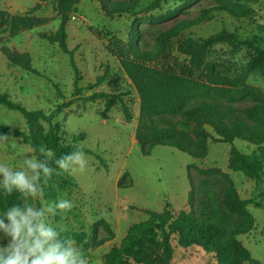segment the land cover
Returning a JSON list of instances; mask_svg holds the SVG:
<instances>
[{
    "label": "rangeland",
    "instance_id": "1",
    "mask_svg": "<svg viewBox=\"0 0 264 264\" xmlns=\"http://www.w3.org/2000/svg\"><path fill=\"white\" fill-rule=\"evenodd\" d=\"M154 1L156 0H141L130 14L108 18L98 3L81 0L77 13L67 25V45L73 52L81 78L78 98H74V75L69 57L57 46H52L39 37L41 32H55L58 29L59 17L53 11L52 1L43 4L34 13L38 17L54 19L52 22L23 31L13 38L8 34L0 35V92L9 94L29 110H43L46 113H50L62 102L76 99L56 118L55 124L59 126L67 142H74L80 148L92 152L85 153L88 160L86 170L68 173L72 178V185L57 190V198L71 200L74 207L71 211L58 214L54 217V222L64 230L63 235L78 232L88 235L83 249L90 264H104L105 255L113 246L120 244L128 229L133 224L148 219L146 211L161 212L166 205H170L175 214L180 210H191L197 220L221 226L223 234L220 240L227 244L232 232L239 229L243 221L230 214L223 205L227 187L225 180L219 175L204 176L200 173V169L216 168L227 173L240 198L250 202L247 209L254 219V230L238 237L255 260V263L246 264H264V180L256 183L242 173L228 169L230 144L209 140L207 156L198 159L169 146H157L149 156H144L135 140L140 120V98L115 53L126 47L133 27H137L140 32L137 45L142 47L144 43L147 48H151L154 36L169 29L177 20L194 18L202 8L216 5L215 0H196L192 4L189 0H161L159 9L146 11ZM38 3L40 0H0V11L22 15ZM253 8V21L237 20L225 13H215L210 21L201 23L176 39L171 44L168 55L156 64L163 67L185 65L187 58L176 49L183 38L199 39L222 29L264 35V0H257ZM174 9H180L175 18L160 20ZM3 47L30 54L33 68L43 77L12 65ZM212 56L211 61L216 64V68L229 62L234 63L238 69L247 61L244 50L232 54L225 45L216 46ZM107 68L109 74L104 84L94 87L96 78L102 76ZM203 75L214 86H227L232 76L228 74L213 79L208 69L203 70ZM249 83L264 90V80L258 76L252 77ZM56 84L63 94L62 98L54 88ZM96 92L121 95L122 103L116 98L93 102L83 100ZM200 102L218 103L227 113L228 121L243 116V111L252 105L250 101L229 104L222 98L208 94L191 99L187 108ZM123 106L130 110L133 116L131 122L125 120ZM158 122L163 128H172L186 135L182 148L193 152L201 151L199 141L193 134V123L182 116H160ZM0 124L21 129L26 127L25 120L18 112L9 111L2 106ZM233 146L245 155L259 154L257 146L239 139L234 141ZM262 149L264 151V144ZM30 156H34L31 147L18 139L0 142V162L13 169H19L22 161ZM191 183L194 189L192 208L188 205ZM128 184H132V187H123ZM41 200L52 202L42 196L33 203L40 204ZM99 221L108 224L114 239L99 248H93L92 229ZM107 234L100 224L97 237ZM8 242L9 238L0 232V246H7ZM173 264L217 263L211 254L176 248Z\"/></svg>",
    "mask_w": 264,
    "mask_h": 264
},
{
    "label": "trees",
    "instance_id": "2",
    "mask_svg": "<svg viewBox=\"0 0 264 264\" xmlns=\"http://www.w3.org/2000/svg\"><path fill=\"white\" fill-rule=\"evenodd\" d=\"M52 1L53 11L59 17V26L55 32H41L39 37L69 57L70 66L74 75V98L81 92L79 69L74 61L73 52L67 45V25L73 15L77 13V6L81 0H40L27 13L11 15L0 11V35L8 34L10 38L23 31H30L52 22L54 19L38 17L34 13L40 10L43 4ZM99 4L101 11L108 18L123 14H130L137 8L141 0H92ZM190 4L196 0H189ZM216 5L204 7L194 18L177 20L169 29L154 36L151 48L143 43L140 47L137 40L140 32L133 27L129 34L126 47L119 49L115 54L121 68L131 80L140 98V120L135 133V140L140 146L142 154L149 156L157 146H169L181 152L188 153L198 159H204L208 154V141L227 143L231 145L228 169L240 172L246 178L260 183L264 180V90L249 83L252 77L258 76L264 80V35L260 33L242 34L238 30L230 32L222 29L214 34L199 39L183 38L177 44V52L187 58L185 65L177 67H163L157 61L168 55L171 44L185 32L197 27L203 22L210 21L215 13H225L237 20H251L255 18L253 5L257 0H215ZM161 6V0H156L146 11H155ZM180 9L170 10L161 21L175 18ZM225 45L235 54L241 50L246 53L247 61L238 69L234 63L225 62L216 68L211 61L214 48ZM8 61L26 72L42 76L32 66L30 54L21 53L3 47ZM208 69L213 79L232 74L227 86H214L203 75ZM108 68L102 76L96 78L94 87L104 84L108 76ZM43 77V76H42ZM59 97L63 94L56 84L54 85ZM213 94L229 104L250 101L252 105L243 111V116L228 121V115L218 103L200 102L187 108L191 99ZM116 98L122 103L121 95H112L106 92H96L84 98L86 102ZM58 104L50 113L43 110H29L21 103L13 100L9 94L0 92V106L9 111L18 112L26 122V127L16 128L7 124H0V136L8 139H18L29 145L32 154L40 157L39 147L46 146L53 150L55 158L77 150L74 142H67L55 120L66 111L75 101ZM123 114L127 122L133 116L130 110L123 106ZM160 116H182L194 124L193 134L198 139L201 151L193 152L182 148L186 135L172 128L159 126ZM211 131H209V129ZM236 139L242 140L259 149V154H242L233 143ZM83 149V148H82ZM84 153L92 154L83 149ZM55 167V165H52ZM57 173L44 185L43 198L55 201L57 190L72 185V178L67 172L57 168ZM204 176L219 175L227 183L223 195V205L232 215L243 221L242 226L233 231L227 244L220 240L223 228L213 222L199 221L193 211L180 210L173 213L170 205L163 211H146V221L133 224L127 231L119 245L113 246L104 257V264H173L176 248L182 250H196L213 255L217 264H246L255 263L250 252L238 239L239 236L249 234L254 230V219L248 212L250 202L242 200L233 181L227 173L219 169H200ZM123 177L121 178V180ZM120 186V184H119ZM123 187H132L128 184ZM188 205H194V189L191 183ZM21 197L17 192L8 195L0 188V213L14 204L20 203ZM39 205V202H36ZM108 232L107 235L97 237L99 225ZM91 246L99 248L114 239L108 224L99 221L93 225ZM83 244L88 235L85 232L66 235ZM176 243V244H175Z\"/></svg>",
    "mask_w": 264,
    "mask_h": 264
},
{
    "label": "clouds",
    "instance_id": "3",
    "mask_svg": "<svg viewBox=\"0 0 264 264\" xmlns=\"http://www.w3.org/2000/svg\"><path fill=\"white\" fill-rule=\"evenodd\" d=\"M7 140L8 136H0V142ZM39 153L42 159L27 157L19 169L0 162V188L21 197L20 203L0 213V232L9 238L7 246H0V264H90L83 244L63 235L64 230L54 222L58 214L71 211L74 203L64 198L33 203L43 196L44 185L58 174L57 168L69 174L85 171V153L77 147L55 158L53 150L43 145Z\"/></svg>",
    "mask_w": 264,
    "mask_h": 264
}]
</instances>
